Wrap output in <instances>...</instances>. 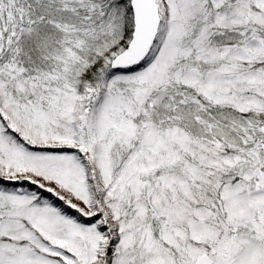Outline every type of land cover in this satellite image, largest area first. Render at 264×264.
<instances>
[{"label":"snow or ice","instance_id":"snow-or-ice-1","mask_svg":"<svg viewBox=\"0 0 264 264\" xmlns=\"http://www.w3.org/2000/svg\"><path fill=\"white\" fill-rule=\"evenodd\" d=\"M0 264H264V0H0Z\"/></svg>","mask_w":264,"mask_h":264}]
</instances>
